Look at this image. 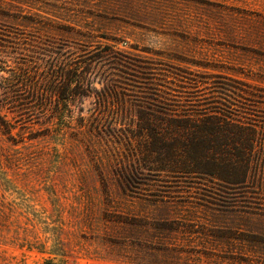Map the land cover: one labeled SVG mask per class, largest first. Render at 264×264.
<instances>
[{
	"label": "rangeland",
	"instance_id": "374dc122",
	"mask_svg": "<svg viewBox=\"0 0 264 264\" xmlns=\"http://www.w3.org/2000/svg\"><path fill=\"white\" fill-rule=\"evenodd\" d=\"M104 48L92 92L56 112L17 113L0 71V264H264V157L232 195L141 164L126 134L148 102L264 125V0H0L6 68Z\"/></svg>",
	"mask_w": 264,
	"mask_h": 264
},
{
	"label": "trees",
	"instance_id": "16d2710c",
	"mask_svg": "<svg viewBox=\"0 0 264 264\" xmlns=\"http://www.w3.org/2000/svg\"><path fill=\"white\" fill-rule=\"evenodd\" d=\"M115 59L112 48L93 52L87 60L55 59L46 73L35 78L26 69L6 68L0 58V71L11 72L3 77L5 98L21 115L32 107L56 112L55 103L63 99L78 103L92 92L93 61ZM123 66L132 75L134 71L146 76L152 72L149 65L139 61ZM154 95L151 97L158 100ZM149 104H134L136 118L126 133L129 140L143 143L141 164L186 177L183 182L199 178L223 185L232 195L246 192L263 165L264 125L226 113H190L173 107L175 103L161 108Z\"/></svg>",
	"mask_w": 264,
	"mask_h": 264
}]
</instances>
